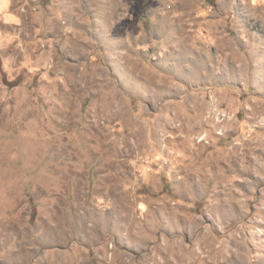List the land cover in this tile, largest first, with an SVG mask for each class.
<instances>
[{
    "label": "rangeland",
    "instance_id": "obj_1",
    "mask_svg": "<svg viewBox=\"0 0 264 264\" xmlns=\"http://www.w3.org/2000/svg\"><path fill=\"white\" fill-rule=\"evenodd\" d=\"M0 264H264V0H0Z\"/></svg>",
    "mask_w": 264,
    "mask_h": 264
}]
</instances>
